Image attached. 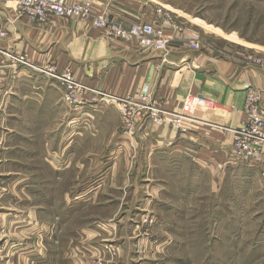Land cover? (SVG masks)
Here are the masks:
<instances>
[{
    "label": "crops",
    "instance_id": "1",
    "mask_svg": "<svg viewBox=\"0 0 264 264\" xmlns=\"http://www.w3.org/2000/svg\"><path fill=\"white\" fill-rule=\"evenodd\" d=\"M159 6L172 8L162 0H115L110 16L124 25L151 22ZM177 11L173 9L176 15ZM177 16L185 30L177 35L168 55L162 56L133 43L111 40L83 21L55 19L43 26L24 18L14 21V13L0 5V24L8 34L4 46L25 54L35 68L69 70L98 91L145 97L175 112L187 94L213 103L212 110L200 115L205 125L181 133L146 123L131 141L120 130L115 107L106 101L95 109L72 113L62 102L63 88L58 82L32 68L4 63L0 70V130L9 133L11 146L19 141L16 146L43 149L41 179L55 182L54 194L71 195L64 185L70 181L72 188L82 187L80 195H125L126 179L141 175L148 160L157 163L167 156L170 164L196 163L224 176L233 171V177L249 182L251 196L264 197V145L254 166L237 165L230 160L231 136L224 130L241 125L247 88L264 91V68L248 66L245 61L247 55L264 56V52L225 41L208 33L198 20ZM260 109L264 116V97ZM134 158L138 167L131 175ZM120 206L115 210L121 211ZM25 255L26 260L41 261L39 254Z\"/></svg>",
    "mask_w": 264,
    "mask_h": 264
},
{
    "label": "rangeland",
    "instance_id": "2",
    "mask_svg": "<svg viewBox=\"0 0 264 264\" xmlns=\"http://www.w3.org/2000/svg\"><path fill=\"white\" fill-rule=\"evenodd\" d=\"M162 1L210 34L264 52V0ZM8 138L0 130V264H264V197L233 171L165 156L126 179L125 195H80L64 181L72 193L63 197L41 179L43 149ZM130 167L135 174L137 158Z\"/></svg>",
    "mask_w": 264,
    "mask_h": 264
},
{
    "label": "built area",
    "instance_id": "3",
    "mask_svg": "<svg viewBox=\"0 0 264 264\" xmlns=\"http://www.w3.org/2000/svg\"><path fill=\"white\" fill-rule=\"evenodd\" d=\"M115 0H0V5L11 10L15 20L26 19L30 24L43 26L55 19L83 21L93 29L102 30L111 40L133 43L138 49L168 55L177 35L185 30L178 16L170 8L159 6L151 22L136 21L124 25L110 16ZM8 34L0 24V70L4 63L10 67L24 66L59 83L63 88L62 102L75 113L84 108L95 109L101 101L115 107L123 135L132 137L146 123L155 127L176 129L186 133L189 127L205 125L200 115L213 109V103L200 95L187 94L179 111H170L159 103L141 97H118L98 91L75 78L69 70L35 68L25 54L10 51L3 42ZM246 65L264 68V56L247 55ZM264 91L249 87L245 91L241 110L242 122L238 128H224L231 136L230 160L254 166L261 158L264 145V116L260 103ZM190 129V128H189Z\"/></svg>",
    "mask_w": 264,
    "mask_h": 264
}]
</instances>
